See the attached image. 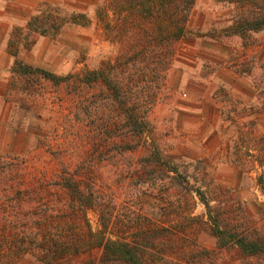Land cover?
<instances>
[{"label":"rangeland","instance_id":"obj_1","mask_svg":"<svg viewBox=\"0 0 264 264\" xmlns=\"http://www.w3.org/2000/svg\"><path fill=\"white\" fill-rule=\"evenodd\" d=\"M40 2L58 7L63 15L84 13L89 22L65 23L55 36L32 34L33 43L27 47L19 44L17 59L57 75L83 73L114 60L117 45L106 38L103 22L96 16L105 0H40L35 9ZM232 13L233 6L220 0L195 1L169 66L187 67L188 79L181 84L179 77L167 84L166 78L149 116L150 127L133 150L120 152L116 148L120 147L119 137L94 135V119L83 112L103 93L101 87L77 90L73 76L58 86L32 76L33 86L26 90L22 78L10 84V70L7 100L12 112L8 124L20 136L7 142H12L15 151L0 150V156L23 161L27 181L49 183L65 169L83 178L104 201L116 204L119 215L133 218L141 213L154 219L163 202L157 188L152 191L151 185L142 182L148 176L140 178L135 173L138 159L154 149L151 167L158 175L162 169L174 167L179 180L186 177L194 205L183 204V209L190 217L209 223L187 220L183 224L189 235L184 245L194 242L211 252L189 264H264V249L248 256L246 251L241 253L237 238L229 236L253 237V232L264 236V165L257 161L259 145L254 144L264 133V115L254 108L260 97L254 82L261 80L264 65V29L250 33L243 46L239 36L222 34ZM209 78L211 82H204ZM235 145L242 159L239 166L232 162ZM210 183L228 188L232 195L221 197L227 221L235 228L223 238L211 229L208 210L194 192L200 188L214 206L216 202L210 199L217 193ZM87 218L93 232L99 234L102 228L96 209H88ZM99 254L100 248H92L64 264H84L88 258L96 261ZM15 264L43 263L25 254Z\"/></svg>","mask_w":264,"mask_h":264},{"label":"trees","instance_id":"obj_2","mask_svg":"<svg viewBox=\"0 0 264 264\" xmlns=\"http://www.w3.org/2000/svg\"><path fill=\"white\" fill-rule=\"evenodd\" d=\"M195 1L105 0L103 6L97 7L96 16L103 22L106 38L117 45L114 60L103 61L97 68L83 73L67 75L32 67L16 58L19 44L27 47L33 43L32 34L55 36L65 23L89 22L84 13L63 15L58 7L40 2L26 25L15 26L9 33L7 48L14 56L10 84L15 78H22L23 89L28 90L33 86L32 76L54 86L66 83L73 76L77 90L81 86L101 87L103 93L85 106L83 112L94 119V135L106 133L109 138L119 137L120 147L116 148L120 152L133 150L150 127V113L165 87L167 70ZM220 1L233 6L231 22L222 34L239 36L242 45L247 46V36L264 29V0ZM254 85H258L260 93L254 108L264 115V65L261 80ZM98 140L104 142L99 137ZM254 142L259 145L257 161L264 165V133ZM154 153L153 149L140 157L139 170L135 171L140 178L148 176L142 182L151 185L152 191L157 188L156 194L163 202L157 211L158 218L154 219L141 213L133 218L119 215L116 204L104 201L89 189L83 178L65 169L57 180L49 183L27 181L29 174L23 161L0 156V264H15L25 254L33 255L43 264H64L92 248H100V254L96 261L88 258L84 264H189L205 254L211 256L210 251L200 249L194 242L184 245L189 238L187 226L183 225L187 220L202 225L209 223L184 211L183 204L194 205L190 187L186 185L188 180L184 176L179 180L177 169H168L169 166L158 175L151 167ZM232 155V162L239 166L242 159L237 145ZM210 184L217 193L210 199L216 202L214 206L209 205L200 188L194 192L208 210L211 229L223 238L235 228L227 221L225 201L221 197L232 195L228 188ZM233 200L238 203L236 198ZM88 209L97 211L102 228L99 234L90 227ZM229 236L237 238L241 253L246 251L248 256L258 255L264 249V236L255 232L253 237L237 233Z\"/></svg>","mask_w":264,"mask_h":264},{"label":"crops","instance_id":"obj_3","mask_svg":"<svg viewBox=\"0 0 264 264\" xmlns=\"http://www.w3.org/2000/svg\"><path fill=\"white\" fill-rule=\"evenodd\" d=\"M39 1L0 0V150L3 151H15L12 142L9 144L7 142L20 136L19 130L14 131L8 124L11 119L12 105L7 100V91L10 68L14 62V57L7 50V39L14 25H25ZM186 69L187 67L184 66L180 69L169 68L166 76L167 84L176 81L179 77H181V84H183L189 76ZM204 82H211V78L205 79Z\"/></svg>","mask_w":264,"mask_h":264}]
</instances>
